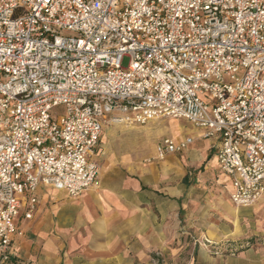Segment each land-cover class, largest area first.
I'll use <instances>...</instances> for the list:
<instances>
[{"label":"built area","instance_id":"obj_1","mask_svg":"<svg viewBox=\"0 0 264 264\" xmlns=\"http://www.w3.org/2000/svg\"><path fill=\"white\" fill-rule=\"evenodd\" d=\"M162 118L215 141L235 206L264 196V0H0V264L40 184L97 185L105 123Z\"/></svg>","mask_w":264,"mask_h":264},{"label":"crops","instance_id":"obj_2","mask_svg":"<svg viewBox=\"0 0 264 264\" xmlns=\"http://www.w3.org/2000/svg\"><path fill=\"white\" fill-rule=\"evenodd\" d=\"M108 126L114 129L106 132ZM139 127L104 124L92 157L100 169L94 187L70 196L39 185L33 219H19L25 235L16 239L10 264H264L261 243L220 258L184 240L193 232L238 241L243 215L256 216V234L264 236V196L252 206L232 203L215 141L196 127L208 141L191 130L175 139L193 137L186 149L159 159L162 143L140 140Z\"/></svg>","mask_w":264,"mask_h":264},{"label":"rangeland","instance_id":"obj_3","mask_svg":"<svg viewBox=\"0 0 264 264\" xmlns=\"http://www.w3.org/2000/svg\"><path fill=\"white\" fill-rule=\"evenodd\" d=\"M128 58H125L123 60V65H128ZM57 112L62 113L63 108L58 107ZM141 129V138L140 140H143L142 138L151 139L154 141V146L157 147L158 144L163 143L164 139L166 138H172L176 139L178 137H182L186 134H191L190 131L192 130V135L194 137H197L198 130L195 126H193L188 120L186 119H174V118H162L155 121H151L149 123L139 125ZM114 129V126H108L105 131L110 132ZM197 139H200L197 137ZM201 141H208L207 139H200ZM194 148L189 149V152H192ZM97 156H95L96 158ZM259 201V200H258ZM257 201V202H258ZM252 206V205H251ZM264 217V215H263ZM242 226L247 223L245 228H241L243 232L239 236L240 239L233 240L230 236H224L220 239H216L215 237H208L204 236L202 234L197 233H186L184 240L190 241L192 243H197L198 245L204 246L203 252H205L209 257L218 255L220 258H226L227 256H230L232 253H237L242 249L248 248L250 246H255L257 244H264V236L260 235V232L256 234L257 230V217L256 216H242ZM263 220V218L261 219ZM243 222H245L243 224ZM237 225V223H235ZM235 244H238L237 246ZM244 244V245H242ZM231 245H234L236 247H232ZM237 248V249H236ZM189 251V249H188ZM193 251V250H192ZM194 253V252H193ZM195 254H198V250L195 251ZM159 259L156 258V263H160Z\"/></svg>","mask_w":264,"mask_h":264},{"label":"bare ground","instance_id":"obj_4","mask_svg":"<svg viewBox=\"0 0 264 264\" xmlns=\"http://www.w3.org/2000/svg\"><path fill=\"white\" fill-rule=\"evenodd\" d=\"M237 212V210H235V213ZM236 215V214H235ZM236 219V218H235ZM236 221H237V219H236Z\"/></svg>","mask_w":264,"mask_h":264}]
</instances>
